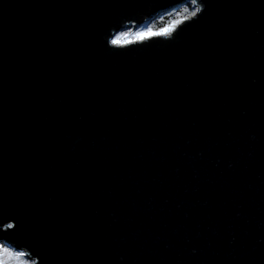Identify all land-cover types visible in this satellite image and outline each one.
<instances>
[{
	"label": "water",
	"instance_id": "95a60500",
	"mask_svg": "<svg viewBox=\"0 0 264 264\" xmlns=\"http://www.w3.org/2000/svg\"><path fill=\"white\" fill-rule=\"evenodd\" d=\"M188 2L0 0V241L31 264H264V0L110 43Z\"/></svg>",
	"mask_w": 264,
	"mask_h": 264
},
{
	"label": "rangeland",
	"instance_id": "374dc122",
	"mask_svg": "<svg viewBox=\"0 0 264 264\" xmlns=\"http://www.w3.org/2000/svg\"><path fill=\"white\" fill-rule=\"evenodd\" d=\"M183 4L185 5L186 3H183ZM188 4L190 6V10L194 11L195 8L193 7L192 2H188ZM152 21H153V19L149 20L148 22L140 25L138 28H135V29L129 28L127 30H121L114 37V39L117 40L116 44H123V43H126V42L142 40L141 38H138L137 35H136L138 32H140L142 30L151 29L150 32L149 31H145L144 38H143V39H145V38H148V37H151V36H156L157 33L168 34V33L172 32L173 29L176 27V26H173V27L170 28V24H167L166 26H163V27L154 28L153 25L151 24ZM0 247L11 249L13 252H20V251L14 250L13 248H11L9 245L4 243L3 241H0ZM20 259L24 262V264H31V261L28 258H26L25 255L20 257Z\"/></svg>",
	"mask_w": 264,
	"mask_h": 264
},
{
	"label": "snow or ice",
	"instance_id": "6c2138e0",
	"mask_svg": "<svg viewBox=\"0 0 264 264\" xmlns=\"http://www.w3.org/2000/svg\"><path fill=\"white\" fill-rule=\"evenodd\" d=\"M192 3L195 4L196 0H192ZM186 12V15L181 16L180 13L176 14V19L171 21L170 28L173 26L181 25L185 21H187L190 17L196 16V13L199 11V9H196L194 11H187V9L184 10ZM145 31H151V29L148 30H142L138 32L136 35L138 38L143 39ZM170 34V33H168ZM157 35H166L165 33H157ZM112 44H116L117 40L113 39L110 41ZM8 227H12V225H9ZM25 253L23 252H13L11 249L0 247V264H24V262L20 259V257L24 256Z\"/></svg>",
	"mask_w": 264,
	"mask_h": 264
},
{
	"label": "trees",
	"instance_id": "16d2710c",
	"mask_svg": "<svg viewBox=\"0 0 264 264\" xmlns=\"http://www.w3.org/2000/svg\"><path fill=\"white\" fill-rule=\"evenodd\" d=\"M185 9L191 12L190 6L188 3H186L185 5L181 4V5L175 6L172 9L159 14L156 18L153 19L151 24L153 25L154 28L166 26L167 24H170L171 21L176 19L177 13H180L181 16L186 15V12L184 11Z\"/></svg>",
	"mask_w": 264,
	"mask_h": 264
}]
</instances>
